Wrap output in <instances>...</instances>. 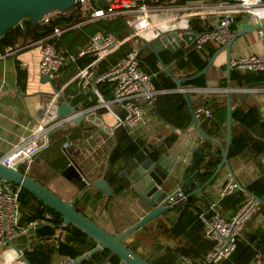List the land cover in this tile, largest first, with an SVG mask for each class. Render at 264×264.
<instances>
[{
	"label": "trees",
	"instance_id": "obj_1",
	"mask_svg": "<svg viewBox=\"0 0 264 264\" xmlns=\"http://www.w3.org/2000/svg\"><path fill=\"white\" fill-rule=\"evenodd\" d=\"M146 1L154 6H163L168 4L181 5L188 0ZM94 4L98 5V0H94ZM82 9L81 3L77 2L76 5L70 7L67 11H55L49 15V19L43 18L37 24H34L28 17H26L24 18V25L18 23L0 37V47L2 48L7 44L27 45L37 42L50 34L56 26L66 28L62 34L73 33V30L77 29V26L74 24L82 19ZM130 20L131 17L129 14H118L101 17L86 22L85 24L86 26L89 25L91 27V34L102 29L105 31H112L119 38H124L131 30ZM191 27L195 30H203L207 27V24L200 18L193 17L191 19ZM232 28L234 29V21L232 23ZM146 41L147 40H140L135 37L124 41L108 57L102 59L98 63L97 71H105L112 63L123 58L131 49L139 47L141 68L148 73H157V75L153 76V82L158 89H163V91L157 95L154 104L158 114L167 122L185 128L191 124L192 121L187 101L181 91H168L169 89L176 87L175 77L172 75L174 70L171 68V75H168L162 67L161 59L166 64L174 62L176 70L188 68L189 62L195 58L192 52L195 45L193 44V49L188 50L187 52L177 53L163 50L157 55L156 52L146 44ZM219 47V45H212L209 55L198 65L191 67L190 72L195 73L202 69ZM58 48L64 50L61 44H58ZM79 51L80 50L78 49L73 53L75 57L74 62L78 64L74 67V72L80 67L87 65L94 58L91 53L80 55ZM69 54H71L70 50ZM68 61H73V59L67 60L61 67V70L74 63L72 62L68 64ZM236 73L237 72L233 68L231 84L234 82V79H236L238 83H240L242 79H246L244 81H249V79L245 77L237 76ZM25 76L26 72L19 65L20 82L23 81ZM98 85L105 97L110 99L112 97V86L110 83L103 81L99 82ZM206 85L207 81L204 74L183 81V86L185 87H203ZM220 85L223 87L226 86L227 78L221 80ZM88 90L91 91V89ZM77 92L78 91H74L73 95ZM189 93L196 108L199 105H205L212 110L211 116L200 117L203 128L210 135L214 137L222 135L223 138V132L220 133V127L223 124L224 127L226 125L227 105L221 104L217 100L208 99L202 94H198L199 105H197V102L194 99V93ZM79 96L80 95L78 94V97ZM246 97L247 95L243 100L240 99L234 111L233 124L236 123L239 125L240 129L239 131H235L232 126V142L229 150V161H231V158L245 153H251L257 160L256 162L259 168L258 176L247 184L241 183L240 180L239 182L244 188L259 195L263 199L260 210L261 212H264V163L260 160L261 155L264 153V118L262 117L257 104L245 102ZM76 98L77 96L74 100H76ZM94 100L95 98L85 102V107L92 105ZM208 125H210V127H208ZM214 129H219V134L214 132ZM114 136L115 141L108 149L110 160L105 175L113 189L114 193L112 195L107 196L101 189L88 186L87 182L82 178L81 173L74 165L66 166L64 168V173L70 178V180L74 181L80 189L84 188V191L75 200L76 207L81 202L84 204H93L94 207H97L99 201L102 200L103 197H108L106 203L101 205V207H105L109 210L108 216L111 227L110 229L106 227L104 228L111 233H118L138 221L137 217L133 216L135 213L133 210V198H126L128 192L125 190L129 186V182L120 174V170L127 165L129 159L133 156L139 161L144 160L148 156H153L154 158L159 157L166 147L169 148L173 145L178 138V134L173 132L166 135L159 142L146 143L145 141L135 138L129 127L120 125L116 127ZM219 148L220 147L216 148L217 152H221V148ZM210 149H214V144L207 139H203L202 150L208 152ZM220 159V157H217L214 154L198 156L192 163L190 170L195 171L200 168V181L205 182L215 171ZM224 168L228 167H223L221 171ZM22 170L25 171L23 168ZM221 171L210 184L219 177ZM27 173L39 180L30 169ZM39 181L42 182L41 180ZM12 185L15 188L20 186L14 182H12ZM191 186L192 187L189 189H184V192L188 193L189 190L197 186V183L194 182ZM209 200L210 197L205 193H203L202 196L193 194L177 202L170 209V211H173L175 214L173 213V216H168L164 220L163 224L167 225L165 230H167V233L170 235L186 238L190 243L189 247L182 248L178 246L173 248L169 245L159 249V251H154L152 256L148 258L151 263L177 264L176 261L180 254H187L190 256L191 254H194L198 257L195 260L196 262L202 259L208 246H210L208 249L212 247L213 241L210 242V245L207 243L202 246L200 244V239L195 236V233L200 227L204 228L205 231V224L201 217V213L203 211H211V202ZM244 200L245 194L243 189L237 188L233 192L222 196V198L217 201L216 207L223 216L226 215L224 210L227 209L233 211V215ZM19 201L21 207V225H28L35 222L34 229L30 231L32 232L31 247L25 251V255L31 264H61L64 258H75L97 244L96 239L74 224L61 227L60 224L63 221L62 214L23 186L20 187ZM257 214L258 212L255 213L246 223L241 235L237 238L236 247L233 252L217 264H264V226H258L256 228L252 227V220ZM231 216L225 217L230 218ZM147 224L140 229L144 230L147 227ZM163 224L161 223L160 226ZM60 232H62L63 236H61V241L57 239V235ZM139 241L140 239H136L134 242L125 241V243L135 251H138L137 246L139 245ZM203 249L206 251L204 250L205 252H203ZM106 260H108L109 264H120L121 262L119 255L113 253L109 249H103L95 252L91 256L80 261L78 264H105Z\"/></svg>",
	"mask_w": 264,
	"mask_h": 264
},
{
	"label": "crops",
	"instance_id": "obj_2",
	"mask_svg": "<svg viewBox=\"0 0 264 264\" xmlns=\"http://www.w3.org/2000/svg\"><path fill=\"white\" fill-rule=\"evenodd\" d=\"M193 17L200 18L202 21H204L207 24L205 29L212 27L213 23H215L218 18L214 13H209L206 15V17H201L199 15L187 16L183 21H185L186 26L190 29H192L191 19ZM235 17L234 31L249 21L256 23L255 19L246 13L237 14ZM164 25L165 26H156L152 29H149L145 33L146 36L144 35V39H153L160 27H170L169 23ZM73 31L74 34L72 32L62 34L58 41V44H61L65 53L69 54V50L71 51L70 55H73V53L78 49L80 50L82 47H84L89 42L92 35L91 27L89 25L86 26L85 23L77 26V29ZM193 44L194 41L190 44H186L185 41H182L181 46L174 51H171L167 47L161 51L169 50L170 52L177 53L187 52L188 50L193 49ZM212 45H219V49H221L223 44H218L212 41L204 44L202 48L194 46L195 48L192 52L195 58L189 62L188 68L176 70L174 62L166 64L169 71L171 68L174 70V73L172 74L173 77L176 78L181 75L192 74L190 72V68L198 65L209 55ZM263 50L264 39L258 35L257 29H254L242 34L235 39L231 47V55L233 58L239 55L259 53ZM74 59L73 61H68V64L74 62ZM40 60V44L38 43L27 44L19 51L9 54L3 59H0V157L8 152L22 139L30 135L45 115H48V118L58 115L57 107L50 108V101L55 90L50 81L42 80ZM18 64L26 72V76L21 82L19 79ZM77 65L78 64L74 62L71 66H66V68L62 70L60 69V71L54 76V82L57 88L65 86L61 94L65 93L67 100L72 101V103L76 104L79 109L86 110L85 118L81 124L79 122L70 120L67 124V129L63 133L61 130L54 131L52 133V136L54 137L51 144L36 155L29 168L32 173L47 187L51 188L53 191L67 200L73 199L74 196L77 195L82 189H80V187H78L74 181L70 180V178L64 173V168L68 165H74L77 170H79L82 178L86 182L88 180H94L102 176L104 166L108 158V149L115 141L114 135L116 129L115 115L107 107L98 105L99 99L96 93L89 91L88 89H81L78 87L75 81H72V78L77 72H74V67ZM162 67L165 70L163 64ZM226 69L227 51L226 49H222L215 56L213 65L205 73H203L207 81V85L203 87H207L208 89L204 91L188 90V92L194 93V99L196 100L197 105H199L198 94H202L208 99L217 100L221 104L227 105V85L224 87L220 85L221 80L227 78ZM234 69L237 72V76L245 77L249 79V81H244L246 79H242V81L238 83V81L234 79L232 86L235 87V90H233L231 94L232 105L234 106L239 103L243 96V89H245V87H247V85L250 83L251 85L248 88L249 93L247 94L245 102L257 104L260 109V113L264 118V74H257L251 71L239 70L236 68ZM191 87L195 86H188L185 88ZM74 91L78 92L73 95ZM168 91L180 90H177L176 85L175 88L169 89ZM78 94L80 95L79 97ZM76 96L77 98L74 100ZM189 97L193 106L196 108L190 93ZM93 98H95L93 104L85 107L84 103L92 100ZM62 101L63 97L61 95L58 105ZM141 102L146 110L144 120L134 131L131 132L134 134L135 138L145 141L146 143L159 142L166 135L176 132L178 134L177 140L172 146L169 148L166 147V149L163 151L169 152L172 155H177L183 160L181 168L182 171L183 168L189 163L194 148L198 145L202 146L204 139L202 134L194 123L191 122V124H189L187 127L181 128L164 120L158 114L155 105H149L144 100H141ZM112 107L115 111H118L121 114L124 113L120 105L113 104ZM223 125L220 127V133L223 132V138L222 135L216 138L225 144L227 127L226 125L225 127ZM174 126H176V128ZM232 126L235 131H239V125L234 123ZM208 127H210V125H208ZM218 131L219 129H214V132L219 134ZM68 137L74 140V144L65 148L63 147V142L68 139ZM260 160L262 163H264V153L261 155ZM256 161L257 160L251 153H245L231 158V167L234 174L238 180L241 181V183L247 184L256 176H258L259 168ZM22 168L25 170L24 166H22L21 169ZM190 172L193 171L190 170ZM229 173H231V170L224 168L221 171L219 177L204 189V193L210 197V202H217L222 198L221 188L225 183ZM176 182L177 184L175 187H178V185L181 183L180 175L176 179ZM88 186L95 187L93 185ZM127 192L128 196H126V198H133V210L135 211L133 216L139 219L145 214V210L137 207V194L132 191ZM185 193L187 194V192ZM196 194L202 196V193ZM107 196L103 197V199L99 201L97 207H94L93 204H84L81 202L78 204L77 208H79L80 211L85 213V215L95 220L103 227L110 229L111 223L108 216L109 210L105 207H101V205L106 203V200L108 199ZM224 212L226 214L225 216L229 217L232 215L233 211L227 209L224 210ZM173 213V211L169 210L160 218L148 223L144 230L138 229L128 235L124 240L127 242H134L136 239H140L139 245L137 246V252L146 259L150 258L154 251H159V249L169 245L173 248L178 246L182 248H188L190 243L186 238L182 236L170 235L167 233V230H165L167 225L163 224L164 220L168 216H173L175 214ZM161 223L163 224L162 226H160ZM258 226H264V212H261V210L258 211V214L252 220V227L256 228ZM30 231L26 234H20L15 237L13 240L14 243H27V249L30 248L32 234ZM195 236L200 239V244L202 246L207 243L210 245L211 240L206 236L204 228L200 227L196 231ZM209 247L210 246H208V248ZM208 248L206 250H208ZM204 250L205 249L202 251L205 252L206 250ZM184 256H188L194 261L196 258H198L194 254H191V256L187 254H180L176 261L177 264H187L184 260ZM69 258L70 257L64 258V260ZM0 264L31 263L23 258L19 248H17L16 245L9 243L0 246Z\"/></svg>",
	"mask_w": 264,
	"mask_h": 264
},
{
	"label": "built area",
	"instance_id": "obj_3",
	"mask_svg": "<svg viewBox=\"0 0 264 264\" xmlns=\"http://www.w3.org/2000/svg\"><path fill=\"white\" fill-rule=\"evenodd\" d=\"M109 1L108 5L98 6L94 4V0H78L77 2H80L83 8L81 10L82 19L74 25L80 26L101 17L129 14L131 30L124 38H119L112 31L102 29L93 33L89 42L80 49L79 54L91 53L94 58L87 65L77 70L72 81H75L79 88L91 89L96 93L99 99L98 105L107 107L115 115V127L124 125L129 127L131 131H134L144 120L146 110L141 100L149 105H154L157 95L163 89H158L153 82V76L156 73H148L141 68L139 47L131 49L123 58L112 63L105 71H97L98 63L116 50L124 41L133 37L145 40L144 35L149 29L167 24L171 19L181 20L183 18L184 20L191 15L206 17L209 13L216 14L218 18L212 27L197 30L194 39L195 47H203L204 44L212 41L225 44L234 33L232 28L234 17L241 13L250 15L256 23L261 24L257 28V32L264 39V0H188L181 5L168 4L163 6L151 5L146 0ZM51 13L45 15L44 18L49 19ZM155 13L162 14V16L153 19L152 15ZM65 29L56 26L46 37L33 42L40 44L41 72L48 73L53 78L67 60L75 58L58 48V41ZM24 46L20 44L3 46L0 48V59L19 51ZM231 65L239 70L264 74V50L259 53L233 57ZM103 81L112 86L110 99L105 97L98 85L99 82ZM64 87L62 86L54 92L50 101V108L57 107ZM183 89L204 91L208 88L184 87ZM113 104L120 105L124 113L115 111L112 107ZM195 111L199 118L212 115V110L205 105H199ZM70 117H60L58 114L48 118V115H45L32 133L14 145L0 157V160L8 165H17L19 168L24 166L25 172H27L36 155L53 141L52 133L57 130H61L62 133L65 132L67 124L71 120ZM73 144L74 140L68 137L63 142V147L67 148ZM20 187L15 188L12 182L0 177V246L11 243L15 237L26 234L35 227V222L28 225H21L20 223ZM237 188L243 189L245 200L230 218H226L218 211L216 201L211 202V211L201 213L205 224V234L213 241V245L198 262L184 256L187 264H217L235 249L237 238L241 235L246 223L261 209L263 203L262 199L255 193L242 187L234 172L231 171L221 188V195L229 194ZM186 197L187 194L184 190H179L173 200L181 201ZM20 253L22 255V252ZM72 259H66L62 264H66L68 260Z\"/></svg>",
	"mask_w": 264,
	"mask_h": 264
},
{
	"label": "water",
	"instance_id": "obj_4",
	"mask_svg": "<svg viewBox=\"0 0 264 264\" xmlns=\"http://www.w3.org/2000/svg\"><path fill=\"white\" fill-rule=\"evenodd\" d=\"M77 1L78 0H0V37L14 25L18 23L24 25V18L26 17H28L34 24H37L45 17V15L53 11L65 12L70 7L76 5ZM109 2V0H98V4L100 6L108 5ZM169 26V28L160 27L155 34V37L146 41V44L149 45V47L152 48L157 55H159L160 51L166 47L171 51H174L181 46L182 41H185L186 44H190L194 41L197 35V30L190 29L186 26V24H181V22L176 23L172 21L169 22ZM260 26V23H253L252 21L247 22L245 25L234 31L232 37L222 45L221 49L214 53L202 69L195 73L181 75L175 78L177 90H180L184 94L187 101V105L192 116L191 122L197 126L204 139H207L215 144L214 149L204 152L201 145L196 146L193 150L189 163L182 171L181 168L183 160L180 159L179 156L172 155L169 152L163 151L157 158L148 156L142 161L137 160L135 156L131 157L127 165L120 170V174L127 178L129 182V186L125 191H132L137 194L138 199L136 200V205L137 207L145 210V214L141 216L136 223L130 225L126 229L118 233H111L95 220L89 218L82 211H80L75 206V199L83 192V189L80 190L73 199L67 200L36 178L29 175L27 172L23 171L17 165H8L0 160L1 178L25 187L49 204L56 211L60 212L63 216V221L60 224L61 227L74 224L96 239L97 244L93 248L85 251L72 260H68L66 264H78L80 261L103 249H109L113 253L119 255L121 258L120 264H153L140 253L128 246L124 239L147 223L168 212L177 202H179L173 200L179 190L189 189L192 183L195 182L197 183V186L189 190L187 196L196 193L203 194L204 189L215 179L223 167L227 166L229 170L233 172L229 161V150L232 142L234 111L237 105H232L231 96L232 91L235 90V87L231 84L233 69L231 65V47L237 37L251 30L257 29ZM222 49H226L227 51V117L225 120L227 132L225 144L205 131L200 118L196 114L195 107L191 102L189 92L183 89V81L193 79L205 73L213 65L215 56ZM161 62L167 73L171 74L166 63L162 59ZM41 77L43 81H50L55 91L59 89L55 85L54 78L50 74L42 73ZM250 85L251 84L249 83L247 87L243 89L244 92L241 100H243L249 93L248 88ZM61 95L63 97V101L57 106L59 116H71V120L81 124L85 118L86 111L84 109H79L76 104L67 100L65 93H62ZM174 127L176 128V126ZM218 146H220L221 152L216 151ZM209 154H214L221 159L212 175L205 182H201L199 178L201 171L200 168L193 172H190V168L198 156H208ZM109 160L110 155H108L102 176L97 179L87 181L88 185L98 187L108 196L114 193L105 176ZM179 175L181 176V183L178 187H175L177 184L176 179ZM257 196L260 197L259 195ZM33 229L34 227L31 230ZM61 236L62 232L57 235V239H59V241H61ZM11 243L19 248L20 252H22L23 258L29 262L25 255L27 243L15 244L13 240ZM107 263L108 260H106L105 264Z\"/></svg>",
	"mask_w": 264,
	"mask_h": 264
},
{
	"label": "bare ground",
	"instance_id": "obj_5",
	"mask_svg": "<svg viewBox=\"0 0 264 264\" xmlns=\"http://www.w3.org/2000/svg\"><path fill=\"white\" fill-rule=\"evenodd\" d=\"M182 20H183V18L181 19V20H179V19H171L169 22H176V23H180L181 22V24H185V21H183L182 22ZM162 26H165V25H162Z\"/></svg>",
	"mask_w": 264,
	"mask_h": 264
},
{
	"label": "rangeland",
	"instance_id": "obj_6",
	"mask_svg": "<svg viewBox=\"0 0 264 264\" xmlns=\"http://www.w3.org/2000/svg\"><path fill=\"white\" fill-rule=\"evenodd\" d=\"M161 16H162V14L155 13V14L152 15V18H153V19H157V18H159V17H161ZM145 36H146V35H145Z\"/></svg>",
	"mask_w": 264,
	"mask_h": 264
}]
</instances>
